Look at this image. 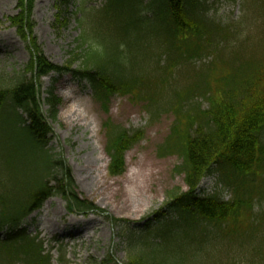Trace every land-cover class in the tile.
Here are the masks:
<instances>
[{"label":"trees","instance_id":"1","mask_svg":"<svg viewBox=\"0 0 264 264\" xmlns=\"http://www.w3.org/2000/svg\"><path fill=\"white\" fill-rule=\"evenodd\" d=\"M204 1L107 0L99 13L112 19L113 36L100 47L89 35L91 42L84 41V32L60 66L37 43L34 0H16L18 11L8 19L28 40L30 58L8 77L0 74V264H52L42 239L25 226L47 197L59 195L77 212L97 209L74 192L69 167L48 146L60 103L52 84L43 92L42 78L51 73L86 81L105 111L112 96L122 95L152 119L164 111L174 115L159 155L178 154L175 170L187 189L167 194L153 223L120 224L125 264H203L192 258L206 252L208 227L236 239L264 224V212L258 222L249 221L254 196L264 193V27L232 43L230 27L210 20ZM252 1L264 18V0ZM209 53L211 61L195 64ZM184 71L189 74L181 84ZM101 129L108 173L122 175L124 155L143 130L110 119ZM211 174L233 190L231 200L217 190L196 192L200 178ZM257 250L264 261V249Z\"/></svg>","mask_w":264,"mask_h":264},{"label":"rangeland","instance_id":"2","mask_svg":"<svg viewBox=\"0 0 264 264\" xmlns=\"http://www.w3.org/2000/svg\"><path fill=\"white\" fill-rule=\"evenodd\" d=\"M105 2L106 0H35L32 8L34 32L49 61L58 65L66 63L76 47L75 39L84 32V41H90L89 35L98 46L105 45L113 36V30L105 24L101 28L96 23L93 24L97 22V14H100ZM204 2L210 20L230 27L232 43L264 27V18L259 15L252 0ZM15 4V0H0V74L7 77L12 69L19 70L30 57L26 43L15 32L12 22L7 20V16L17 12ZM262 44L264 52V43ZM211 54L214 53L196 60L195 64L202 66L211 61ZM188 74L183 72L181 84ZM52 82L61 103L57 107L55 121L51 123L52 134L48 146L52 154L55 153L69 167L74 192L91 201L98 207V211L77 213L67 207L64 198L56 195L46 199L38 211L26 218V231L32 235L39 234L45 243V249L52 254V264H124L126 251L119 240L123 229H116L113 224L123 223L124 219L132 223H149L152 219L150 215L162 207L167 192L178 186L184 188L183 174L174 170L181 162L178 154L161 156L158 149L170 132L174 115L164 111L152 119L143 106L121 95L111 97L105 111L95 100L86 82L80 81L75 75H51L50 78H44V89ZM68 93L71 97L69 100L64 96ZM71 105L75 106L72 113L66 110ZM109 118L124 128L144 131L140 140L125 153L126 169L121 176L107 173L109 162L101 124ZM69 120L73 123L70 124ZM33 166L29 168L32 169ZM213 182V178L204 177L202 186L210 190ZM222 198L231 200L233 191L223 188ZM253 207L254 214L263 212L264 197L257 198ZM72 217L75 219L72 223L82 220V226L88 218H92L97 226L80 237L67 236L70 231L55 229L58 224L59 227L66 226L64 219ZM258 218L261 219L257 216L254 221ZM72 225L71 229L78 231L79 226ZM206 232L209 239L205 242L207 250L203 253V258L201 253L194 256V261H204L203 264H226L229 261L236 264H264V261L259 260L261 256L257 250L262 246L264 234L260 226L252 233L245 230L243 234L246 236H237L236 239L219 227H208ZM249 243H254L257 249L247 255L245 252ZM2 262L3 256L0 255V263Z\"/></svg>","mask_w":264,"mask_h":264},{"label":"bare ground","instance_id":"3","mask_svg":"<svg viewBox=\"0 0 264 264\" xmlns=\"http://www.w3.org/2000/svg\"><path fill=\"white\" fill-rule=\"evenodd\" d=\"M64 96L67 98V100H69L71 97L69 96V93L68 94H64ZM75 106L74 105H71L70 107H67V109L66 110H69L68 112H71L72 113V111L75 109L74 108ZM78 109V108H77ZM67 119V118H66ZM69 122H70V124L71 123H73L72 121H70L69 120ZM104 194H107V192H104ZM80 219V218H79ZM81 219H83V218H81ZM65 221H63V223L66 225V226H61V227H59L60 225L58 224L57 225V228H55V229H61V231H71L72 229V227L74 226V225H72V224H75V225H77V226H79V229H78V231L77 232H75L74 234H73V237L75 236V237H80V235H82V234H86L91 228H95L97 225H96V223H95V220L94 219H90V218H88L87 220H86V222H85V224L82 226L81 225V223H82V220H79L77 223H72V221H74L75 219L72 217V218H70V219H64Z\"/></svg>","mask_w":264,"mask_h":264}]
</instances>
